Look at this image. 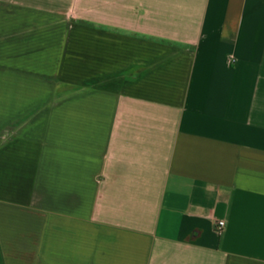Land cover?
Masks as SVG:
<instances>
[{"label": "crops", "instance_id": "1", "mask_svg": "<svg viewBox=\"0 0 264 264\" xmlns=\"http://www.w3.org/2000/svg\"><path fill=\"white\" fill-rule=\"evenodd\" d=\"M0 264H264V0H0Z\"/></svg>", "mask_w": 264, "mask_h": 264}, {"label": "built area", "instance_id": "2", "mask_svg": "<svg viewBox=\"0 0 264 264\" xmlns=\"http://www.w3.org/2000/svg\"><path fill=\"white\" fill-rule=\"evenodd\" d=\"M224 226H225V223L223 221L217 222V227H216L217 232L220 233L224 229Z\"/></svg>", "mask_w": 264, "mask_h": 264}]
</instances>
